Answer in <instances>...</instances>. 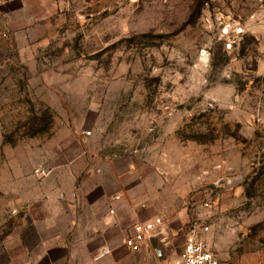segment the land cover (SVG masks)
<instances>
[{"label": "rangeland", "instance_id": "rangeland-1", "mask_svg": "<svg viewBox=\"0 0 264 264\" xmlns=\"http://www.w3.org/2000/svg\"><path fill=\"white\" fill-rule=\"evenodd\" d=\"M101 166L167 262L197 224L221 264H264V0H0V264L75 240Z\"/></svg>", "mask_w": 264, "mask_h": 264}, {"label": "crops", "instance_id": "crops-1", "mask_svg": "<svg viewBox=\"0 0 264 264\" xmlns=\"http://www.w3.org/2000/svg\"><path fill=\"white\" fill-rule=\"evenodd\" d=\"M93 172L92 185L78 184L75 199L69 204L70 213H64L71 221L69 232L73 230L78 235L75 240H69L68 236L55 243H48L44 238L43 245L40 242L38 246L41 250L37 252L27 246L28 256L36 255V264H166L168 255L165 249L169 241L164 239L163 232L152 238L148 247L137 252L124 246V238L115 241L106 239L107 233H118L125 224L130 226L131 232L135 223L145 222L143 220L154 213L139 208L148 197L141 192L139 194L136 187L127 188L125 178L120 179L115 175L114 184L107 186L101 181L103 166L95 168ZM82 233H88L89 236H83ZM159 249L164 251L165 256L162 252L161 257L158 255ZM104 250L109 252L105 253ZM180 252L171 256L170 260Z\"/></svg>", "mask_w": 264, "mask_h": 264}, {"label": "built area", "instance_id": "built-area-1", "mask_svg": "<svg viewBox=\"0 0 264 264\" xmlns=\"http://www.w3.org/2000/svg\"><path fill=\"white\" fill-rule=\"evenodd\" d=\"M86 134L90 135V132L87 131ZM159 224V221L135 223L131 232L126 233L124 236V246L132 252L148 247L150 238L163 232V230H157ZM207 230L208 227L206 226L192 225L184 237L180 254L169 260L167 264H221L203 238ZM104 252L108 253L109 251L104 250Z\"/></svg>", "mask_w": 264, "mask_h": 264}, {"label": "water", "instance_id": "water-1", "mask_svg": "<svg viewBox=\"0 0 264 264\" xmlns=\"http://www.w3.org/2000/svg\"><path fill=\"white\" fill-rule=\"evenodd\" d=\"M242 175H238V176H236V177H233V178H230V179H228L227 180V186L228 187H234V186H237V185H239L240 183H241V181H242ZM162 234V233H161ZM160 234H157V235H154L153 237H151L150 238V240L149 241H151L152 240V238H154V237H157V236H159ZM158 255L161 257V251H160V249L158 250Z\"/></svg>", "mask_w": 264, "mask_h": 264}]
</instances>
